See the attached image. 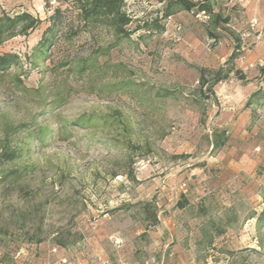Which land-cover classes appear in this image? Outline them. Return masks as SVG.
Listing matches in <instances>:
<instances>
[{
	"label": "rangeland",
	"instance_id": "obj_1",
	"mask_svg": "<svg viewBox=\"0 0 264 264\" xmlns=\"http://www.w3.org/2000/svg\"><path fill=\"white\" fill-rule=\"evenodd\" d=\"M168 1L125 0L124 37L74 0H0L42 21L0 45V264H264V0H211L217 29Z\"/></svg>",
	"mask_w": 264,
	"mask_h": 264
},
{
	"label": "trees",
	"instance_id": "obj_2",
	"mask_svg": "<svg viewBox=\"0 0 264 264\" xmlns=\"http://www.w3.org/2000/svg\"><path fill=\"white\" fill-rule=\"evenodd\" d=\"M77 8L79 10V17L81 22L85 25L99 23L110 27L117 35L128 37L131 33L127 26L131 22L130 16H128L123 8L125 6V0H74ZM196 8L199 12H204L208 15L210 19L211 26L217 29L221 23L227 24L229 21L228 17H222L219 11L215 12L211 0H202L200 3H195L190 0H170L167 2L164 11V18L172 15L176 10L180 11H191ZM58 15H60V10L56 9L53 15L49 18L51 24L43 33L41 44L48 42L49 38L46 37L48 33L54 34V28L57 23ZM41 19L33 16L28 12H22L16 14L14 17H9L6 14L0 16V45L6 38L15 37L17 35H22L27 37L30 33L35 31L41 24ZM53 37V36H52ZM236 48L226 61L225 65L233 64L238 56L239 42L240 40L236 38ZM20 64L19 57L16 54L5 52L0 54V73L7 71L12 67H17ZM231 68L220 67L214 71H207L201 69L200 84L201 87L207 85V90L211 91L212 88L222 80L229 76ZM210 74V78L206 79L205 73ZM241 79L245 77L239 72ZM20 79L17 78L16 81ZM81 120H76L72 123V126H79ZM19 128V127H17ZM213 149H218L226 144L225 133L222 131L217 133L214 131L212 140ZM3 149V148H2ZM16 157L14 151L9 150V148H4L0 153V160H12ZM261 214H264L262 212ZM261 218V216H259ZM151 223L155 225L157 223V217L153 213L151 215ZM39 242V240H37Z\"/></svg>",
	"mask_w": 264,
	"mask_h": 264
}]
</instances>
